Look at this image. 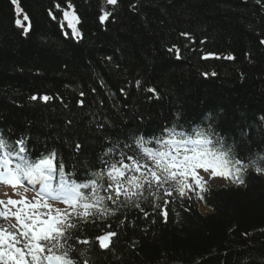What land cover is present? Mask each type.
I'll return each mask as SVG.
<instances>
[{
    "label": "trees",
    "instance_id": "1",
    "mask_svg": "<svg viewBox=\"0 0 264 264\" xmlns=\"http://www.w3.org/2000/svg\"><path fill=\"white\" fill-rule=\"evenodd\" d=\"M173 126L210 128L244 164L264 156V0H0V136L10 150L24 139L32 159L55 151L83 182L101 159L134 156L136 137ZM227 180L166 204L149 196L143 211L109 201L115 215L71 230L67 244L73 234L89 241L72 258L264 264V174L249 167L243 185ZM107 231L116 236L103 249L96 238Z\"/></svg>",
    "mask_w": 264,
    "mask_h": 264
},
{
    "label": "snow or ice",
    "instance_id": "2",
    "mask_svg": "<svg viewBox=\"0 0 264 264\" xmlns=\"http://www.w3.org/2000/svg\"><path fill=\"white\" fill-rule=\"evenodd\" d=\"M107 2L115 5L117 0ZM110 15L104 12L101 21ZM69 16L65 12V18ZM71 19L78 21L74 13ZM16 23L19 25L21 21ZM75 34L79 36V32ZM150 91L155 92V89ZM43 99L47 101L50 98L45 96ZM213 137L210 128H196L189 133L178 131L175 126L166 128L159 137L147 140L142 136L136 137L134 156L121 150L118 159H101L104 167L90 172V179L78 182L73 173L65 172L63 161L57 160L55 151L32 159L24 139L16 141L18 147L10 150L12 146L0 136V183L13 188L26 183L37 189V196L42 198L34 201L27 197L0 200V221H3L0 222V264H77L71 255L76 249L67 241L71 230L78 224L115 215L119 207H108L109 201L143 211L140 201L147 200L149 196L166 204L173 193L184 198L197 186L200 192H204L206 182L198 169H211L213 177L223 176L238 186L245 183L244 175L249 167L258 174H264L261 166L264 156L244 164L235 158L232 147L225 146L221 138ZM153 144L155 147L151 146ZM118 147L108 149L105 155L110 156ZM129 147L125 145V148ZM199 198L203 199L202 196ZM49 201L62 202L65 207H55ZM160 206L156 204V207ZM9 216L15 218L16 224H7ZM114 236L116 232L107 231L96 239L101 248L108 249ZM79 243L88 245L89 241ZM79 254L84 256L83 252ZM82 264H87V261Z\"/></svg>",
    "mask_w": 264,
    "mask_h": 264
},
{
    "label": "rangeland",
    "instance_id": "3",
    "mask_svg": "<svg viewBox=\"0 0 264 264\" xmlns=\"http://www.w3.org/2000/svg\"><path fill=\"white\" fill-rule=\"evenodd\" d=\"M199 175L203 177V180L206 181L209 185L214 184H225V180L219 178L218 176L213 177L211 170L205 171L204 169H198ZM25 185V186H24ZM23 186H18L17 188H13L10 185L0 183V200L7 201L9 198L19 200L22 197H27L30 201H34L35 199H42L37 196V189L29 187L26 183ZM55 207H64L63 203L59 201H49ZM15 208H13V211ZM202 213L208 212L205 207H201ZM8 221L10 224H16L15 218L9 216Z\"/></svg>",
    "mask_w": 264,
    "mask_h": 264
},
{
    "label": "bare ground",
    "instance_id": "4",
    "mask_svg": "<svg viewBox=\"0 0 264 264\" xmlns=\"http://www.w3.org/2000/svg\"><path fill=\"white\" fill-rule=\"evenodd\" d=\"M105 228H111V227H107V226H105ZM74 236L76 237V238H74ZM78 238V235H75V234H73V238L71 239V242H69L68 243V245H71V247L74 249V245H79L80 243H79V239L76 241V239Z\"/></svg>",
    "mask_w": 264,
    "mask_h": 264
}]
</instances>
